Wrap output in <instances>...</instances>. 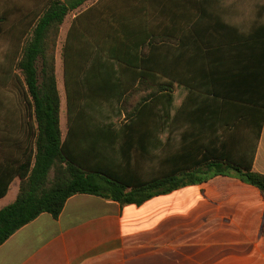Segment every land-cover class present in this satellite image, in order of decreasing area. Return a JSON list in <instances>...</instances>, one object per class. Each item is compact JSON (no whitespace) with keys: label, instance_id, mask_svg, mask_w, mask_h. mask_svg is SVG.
I'll return each mask as SVG.
<instances>
[{"label":"crops","instance_id":"1","mask_svg":"<svg viewBox=\"0 0 264 264\" xmlns=\"http://www.w3.org/2000/svg\"><path fill=\"white\" fill-rule=\"evenodd\" d=\"M112 1L89 0L61 26L56 73L66 104L73 23L79 19L70 46L75 75L86 72L80 65L90 53L93 58L103 49L108 22L127 20L120 25L129 33L130 62L142 59L144 73L157 68L161 76L157 84L145 78L134 91L159 88L156 98L175 101L166 116L175 122L177 147L161 157V173L229 157L252 162L264 175V0H144L142 9L139 0ZM10 12L0 15V24ZM153 20L161 27L158 34ZM156 36L165 40L152 47ZM8 159L1 153L0 189ZM20 185L15 177L0 209L16 201ZM0 264H264V195L236 174L215 175L142 205L77 194L58 219L42 213L7 239Z\"/></svg>","mask_w":264,"mask_h":264},{"label":"trees","instance_id":"2","mask_svg":"<svg viewBox=\"0 0 264 264\" xmlns=\"http://www.w3.org/2000/svg\"><path fill=\"white\" fill-rule=\"evenodd\" d=\"M88 1L50 0L22 45L16 66L22 78L18 98L24 107L25 132L31 137V142L22 150L21 158L13 160L9 157L7 160L0 198L7 194L15 177L20 178L21 185L16 201L0 209V246L42 213H49L58 219L68 199L77 194L95 195L122 206L142 205L156 196L201 184L215 175L236 174L259 188L264 195V175L253 170L252 162L244 165L229 157L225 160L208 159L192 168H177L162 173L157 170L152 176L135 169L132 155L137 150L146 153L155 137L154 118L140 117L143 106L136 108L123 126L120 153L124 168L118 170L105 153V147L111 146L115 140L114 135L108 128H97V131L88 128L94 127V123L83 124L79 103L80 95L84 97V94H81L78 84L73 83L72 86L70 83L74 79V75L70 74V63H74L70 46L79 19L73 23L67 39V96L73 118L64 136L56 73L58 39L66 16ZM104 51L98 50L97 59H93L101 67L107 66L103 61ZM107 54L121 67H131L127 48L123 51L112 49ZM89 59L86 61L89 62ZM102 90L95 92L89 89L85 94L91 97L93 94L111 93L110 90ZM159 93V88H156L145 101L154 100ZM125 100L124 109L127 106ZM204 167L207 171H203Z\"/></svg>","mask_w":264,"mask_h":264},{"label":"rangeland","instance_id":"3","mask_svg":"<svg viewBox=\"0 0 264 264\" xmlns=\"http://www.w3.org/2000/svg\"><path fill=\"white\" fill-rule=\"evenodd\" d=\"M143 1L144 0L137 1L141 2V9L143 7ZM48 2V0L41 3L30 1H0V15L11 11L8 20L2 23L3 25L0 24V157L2 153V158L5 153L9 157H12L13 160L20 158L22 150L31 142V137L25 132L24 107L18 98V87L20 86L22 78L16 66L22 45L31 35L33 26L36 24L40 14L47 7ZM112 2H116V0ZM120 2L130 4L134 2V0H120ZM171 2L173 1L165 0L163 1V5H168V3ZM156 3L158 4L159 2L152 1V6L154 4L156 5ZM92 8H89L87 12L94 10L95 7L93 6ZM140 19L142 22L143 17H140ZM117 21H109V27L106 26L103 32L104 34H101V36L103 35L102 44L106 54L103 56V61L107 66L101 67L97 64V61L93 60L95 58L97 59V54L92 58V54L90 53L89 62L83 60L86 65H80L81 67H85L86 72L82 74H72L74 75V79L73 81L71 80L70 83L72 86L73 83L78 84L81 94L83 93L85 97L80 95L79 103V112L82 111V113H80V119L84 122L83 124L90 125L94 123V127L88 128L96 131L100 128H108L112 136L114 135L115 140L111 143V146L105 147V153L108 155V160L111 161L112 164L118 166V170L124 168V160L120 153V144L122 140L120 138L124 131V124L128 122L134 110L142 106L140 117L149 119L147 115H150L151 112L156 114L154 118L155 127L153 129L155 136L154 140L150 143L146 153L143 154L137 150L132 155V164L134 168L144 174L148 173L152 176L159 170L161 171V157L163 154L173 153L177 147L174 143L175 122L172 117L169 118L166 116L167 112L169 113V105L173 106L175 101H172L171 104H167L164 100L160 101L158 97L152 101L146 102L145 100L149 98L151 94L148 92L143 93L141 90L142 87H140V92H132V90L142 83L145 78L157 84L161 81V76L157 68H151V72H148L147 69V73H144L143 69H146L147 66L146 62L144 64L142 59L138 64L134 65L130 63L131 67L128 69L121 67L119 63L109 59L110 57L107 53H110V50L123 51L124 48H127V46L124 47V44L127 45L129 33L125 25L122 27L120 25V23H127V20ZM159 29H161L160 25L153 20L152 30L158 34ZM164 40L165 39L158 36L153 37L150 46L159 45L161 41L163 42ZM152 67H154V65ZM165 79L166 77L162 78V80ZM107 81L109 82L108 84L105 83ZM61 83V127L65 134L69 131L70 122L73 117L70 113L68 96L66 104L63 82ZM89 89L95 92L106 89L108 91L110 90L111 93H109V95L93 94L90 97L85 94ZM124 100L127 102L125 109L123 107ZM164 170L165 169H163V171Z\"/></svg>","mask_w":264,"mask_h":264}]
</instances>
